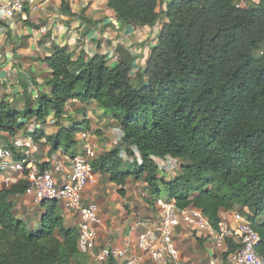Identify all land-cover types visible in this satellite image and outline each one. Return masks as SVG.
<instances>
[{
	"label": "trees",
	"instance_id": "obj_1",
	"mask_svg": "<svg viewBox=\"0 0 264 264\" xmlns=\"http://www.w3.org/2000/svg\"><path fill=\"white\" fill-rule=\"evenodd\" d=\"M239 1L106 0L105 9L124 27L152 33L159 24L143 72L131 76L136 57L124 45L114 48L111 67L105 55L85 60L82 51L74 57L66 45L53 44L42 60L49 92L37 94L35 108L25 99L21 110L4 94L0 133L14 137L26 121L43 124L52 115L57 134L36 131L32 141L44 139L49 157L62 148L74 158L75 138L89 128L85 121L62 127L64 120L72 123L64 107L95 104L121 138L117 148L90 161L92 174L108 176L121 198L128 179L142 180L152 200L165 197L180 211L195 208L215 230L220 213L237 210L259 236L255 252L264 260V0L245 7ZM60 7L72 16L68 1ZM5 150L14 154L16 148L7 144ZM154 158L185 165L166 182ZM33 164L49 170L47 163ZM26 188L21 179L0 190V264H82L78 232L64 227L57 202L42 204L38 229L29 231L14 217L8 199ZM237 248L226 241L224 261Z\"/></svg>",
	"mask_w": 264,
	"mask_h": 264
},
{
	"label": "rangeland",
	"instance_id": "obj_2",
	"mask_svg": "<svg viewBox=\"0 0 264 264\" xmlns=\"http://www.w3.org/2000/svg\"><path fill=\"white\" fill-rule=\"evenodd\" d=\"M259 1L260 0H242L238 3V6L245 7L249 4L256 5L259 3ZM48 5H50V3ZM88 6L89 5H87V9L89 8ZM163 9L164 7H158L157 11ZM74 12V14H79L77 13V8H74ZM18 22L20 21H16V23ZM80 22L81 23H78L77 26L73 29L78 31V36L76 37L77 39L67 38L61 43L62 46L66 45L69 50L74 53V57H77L81 51L84 53L85 60L90 59L96 55H105L109 60L108 65L112 67L116 64L114 48L117 45H124L136 57L133 63L131 76L134 77L138 72H143L146 59L150 54V50L153 44L152 40L155 39V36L158 33L159 24H156L152 33H143L140 31V29H138V27L131 26L130 28L132 29H126L125 31L123 29H120L119 31H116V33L118 34L113 33L105 37H97L96 35L91 38V40L93 38L94 40L90 41L87 38V40L82 39V28H80L79 26H84L86 21L84 19H81ZM137 29L139 30L141 35H134L133 32H136ZM42 32L46 34L47 30ZM9 45H14L12 30H10L8 27L2 26L0 30V73L2 72L1 67L3 65H7L9 62H16V66L19 67L7 70L6 75L4 77H0V83L6 81L8 82L3 85L0 84V98L4 96L5 92H8L9 99L7 101L10 102L11 100H14L11 103L12 109H23L25 106V99L32 100L33 107L35 108L37 105L34 98H36L37 94L42 95L43 93L49 92V88L46 85L47 81L49 80V71H47L46 69L42 71L43 73H47V75L43 76V73L40 75V79L43 83L39 85H36L32 81L30 82L29 79L31 78L29 76L27 77L24 72L28 68V66L32 67L36 65V63H41L42 66L46 68L45 64L42 63V60L47 56L42 53H35L33 54V57H31L29 60L27 59V62L23 63V65H20L19 59L17 60L14 58V56L16 55L15 51L10 52V50L7 49ZM260 51L263 52L264 48ZM29 55H32V53H29ZM255 55H259V53L256 52ZM14 64L15 63H13V65ZM18 70H20V74L18 73ZM18 74L20 76L23 75L28 79V84H25V82L23 83L24 86L26 85L25 87H27V89H30V91L27 90L23 96L19 95L18 93L22 94V90L24 89V87L21 86V88H15L18 83L21 84L18 77L15 78L14 76ZM12 82H15V84H13ZM64 109L66 118L72 120V123L64 120L61 122L62 127L72 128L75 124L82 123L84 121L88 123L89 130L83 134H78L75 138L77 144L75 147L77 154L75 158L79 156H88L87 151H90L91 153H93V158L91 159H95L98 156L117 148V144H120L121 132L116 128H113L114 125L111 124L110 119L108 117H105L104 113L100 109H98L95 104L90 103L86 105L81 104L78 101H73L67 103ZM79 111H81L80 114L78 113ZM83 112L84 114H81ZM24 124L25 125L23 129L18 131L14 137H10L7 134L0 133L1 152H5L7 144H13L16 148V150L14 151L16 154H11L6 151L8 153V166L10 167L12 163L15 162L13 155L16 156L20 153L21 155L30 158L32 163L34 162L37 165L47 163L49 166L48 169L52 172L53 177L58 179L60 177V173L57 172V168L62 166L66 170H69L71 167V162L74 158H72L70 155H67L62 148L59 149L56 154L49 157V145L45 143L44 139H42L38 144L32 141V135L36 131L42 132L44 136H53L57 134L59 128L55 127L53 116L49 115L43 124L37 123L34 119L26 121ZM121 158L122 160H127V157L123 152H121ZM154 162L157 164L159 175L166 182L174 180L180 173L181 167L185 165L184 161L173 159L160 160L154 158ZM21 177L22 174L14 172L11 168L1 169L0 160V190L9 189L12 185L15 184V181H17L18 183L22 179ZM60 183H63V181ZM86 187V190L84 189L86 195V198H84V200L90 204H93L97 208L98 214L102 218V220L105 217H108L111 220L110 222H112V220L115 222L113 223V225L115 226H117V223L121 221V218L124 217L126 213L137 214V218L156 220L158 217V211L165 200V197H162L157 201L152 200L150 191L147 189L146 184L142 180L135 181L133 179H128L124 188V198H121L117 195L119 187L111 184L109 182L108 176H99L92 174L91 179L88 181ZM8 200L12 202L14 206L12 211L14 217L25 223L27 230L30 231L32 229H38V227L41 225V214H43L42 212L45 210V205H36L34 201L28 197L25 198L20 196H12ZM60 206L63 205L60 204L59 208ZM63 211L64 210L61 211L60 208V212L62 213ZM128 225L126 223L125 227L122 229L124 231L128 230ZM135 229L136 227H134V232L137 233L138 229ZM135 237L136 236L134 235V238ZM175 242L180 248V256L184 264H230L228 260L224 261L223 256L225 252L219 248H216L214 241L210 240L208 237H199L190 229L176 228ZM97 246L99 247L103 245H99L97 242L96 249L94 248L95 250L93 254H85L86 258H88H84L82 264H110L108 260H97V256L94 254L97 252ZM115 248L112 249L115 250ZM112 249H105L101 247V251ZM89 257L94 258V260H91Z\"/></svg>",
	"mask_w": 264,
	"mask_h": 264
},
{
	"label": "built area",
	"instance_id": "obj_3",
	"mask_svg": "<svg viewBox=\"0 0 264 264\" xmlns=\"http://www.w3.org/2000/svg\"><path fill=\"white\" fill-rule=\"evenodd\" d=\"M63 0H0V29L4 24H10L18 16L25 19V6L34 4L61 3ZM68 3L79 0H66ZM240 0L239 2H241ZM46 31L45 29H41ZM0 151L1 169L11 168L22 174L27 182L25 194L36 205L48 202L63 204L78 219V250L92 255L97 230L102 220L97 208L83 202V192L92 176L90 161L93 153L87 151L88 156L74 157L71 167L66 170L60 166L57 172L64 179L63 183L53 177L50 170L40 171L30 158L24 156L8 166V151ZM10 153V152H9ZM12 156V155H11ZM89 157V158H87ZM17 184V181L14 182ZM184 226L197 236L208 237L214 241L216 248L226 252V241H231L238 248L228 256L230 264H264L255 249L260 238L253 230L250 222L238 211L227 213L220 218L218 229L215 230L201 211L195 208L177 210L172 203L164 202L158 211L157 219H149L142 225L137 235L135 247L130 254L120 249L102 250L97 256L98 261L110 260L113 264H183L179 248L175 242V229Z\"/></svg>",
	"mask_w": 264,
	"mask_h": 264
},
{
	"label": "crops",
	"instance_id": "obj_4",
	"mask_svg": "<svg viewBox=\"0 0 264 264\" xmlns=\"http://www.w3.org/2000/svg\"><path fill=\"white\" fill-rule=\"evenodd\" d=\"M105 3H106V0H92V1L79 0L78 2L70 3L69 7H70V12L72 16L64 14L60 7L61 3H58V2H52L50 3V5L38 3L32 6H25V9L27 10L25 11L24 9L25 19H21L20 17L17 16L14 22L10 24L2 25L3 27L5 26V27H8L10 30H12L14 45H9L7 49H9L10 52L15 51L16 55L14 56V58L17 60L19 59V64L23 65V63L27 62L31 57H33V54L35 53H42V54H45V56H48V53L50 52L53 44L62 46L61 43L67 38L77 39L76 37L78 36L77 35L78 31L73 30V29L74 27L77 26L78 23L79 24L81 23L80 22L81 19L82 20L84 19L86 21L84 26L82 25L79 26L80 28H82V33H83L81 37L82 39L87 38L90 41H93L94 38L92 40L91 38L96 35L97 37H101V36L105 37V36H109L110 34L116 33V31H119L120 29H123L124 31L126 29H132L130 28L131 26L124 27L122 24H120L114 18L112 11L105 9L104 7ZM87 5H89L88 9H87ZM74 8L75 9L77 8V13H79L78 15L74 14L75 13ZM83 12H84V17H82ZM16 21H20V22L16 23ZM88 22H92V25H90ZM93 22L95 24H93ZM41 29L47 30V33L45 34L43 32H40ZM138 29L136 30V32H133L132 30L131 31L134 33V35L136 34L141 35ZM86 30L87 31L89 30V33H87V35L84 37ZM140 31L145 33V31L141 29ZM29 53H32V55H29ZM32 61H33V58H32ZM13 63L15 64L13 65ZM13 63L9 62L7 65H3L1 67L2 72L0 73V77H4L7 73V70H11L12 68L19 67V66H16V62H13ZM44 69L47 70V68H44L41 63L39 64L36 63V65L32 67L28 66V68L25 70L24 73L26 74L27 77L29 76L31 78L29 79L30 82L32 81L36 85H39L43 83L42 80L40 79L41 77L40 75L43 73L42 71H44ZM19 71L20 70H18V73L20 74ZM19 74L14 75V76L15 78L18 77L21 84L18 83L17 84L18 86L16 85L15 88H21L22 86L24 87L25 90L30 91V89H27V87H25L26 85L24 86V83H23L25 82V84L26 83L28 84L27 82L28 79L24 77L23 75L20 76ZM46 75L47 73H43V76H46ZM6 83L8 82L7 81L1 82L0 84L3 85ZM12 83L15 84V82H12ZM4 94H8V92H5ZM18 94L23 96V94L21 93H18ZM59 176H60L58 178L59 180L57 178L56 179L58 180V182H61V180L64 179V176H61V175ZM85 190L83 192V202L90 204L84 200V198H86ZM20 197L26 198L27 196L22 195ZM60 208H61V211L64 210L61 213V216L64 221V227L66 229H75L77 231L78 219L76 218V216L71 211H69L64 205L60 206ZM226 215H227L226 213H220L219 218L225 217ZM137 216L138 215L134 213H129V214L126 213L125 216L121 218V221L117 223V226L113 225V223L115 222L113 220L112 222H110L111 220L108 217H105L103 220L100 217L102 220V223L98 227V230H97V240L95 244V249H96L97 242L99 245H103V246H99V247L97 246V252L94 254L98 255L101 252V247L105 249H112V248L117 247L118 249L122 251H126V255L130 254L133 248L135 247V242L137 239L136 237L139 234V232H141L143 223L147 221L146 219H143V218H137ZM41 217H42V214H41ZM126 223L127 225L129 224L128 225L129 229L124 231L122 228L125 227ZM134 227L138 229L137 233L134 232ZM180 228H185V227L181 226ZM134 235L136 236L135 238H134ZM179 251H180V248H179ZM82 254L85 256L84 253ZM84 258H86V256ZM89 258L91 260H94V258L92 257H89ZM108 261L110 262V264L112 263V261L110 260ZM149 264H152V263H149Z\"/></svg>",
	"mask_w": 264,
	"mask_h": 264
}]
</instances>
